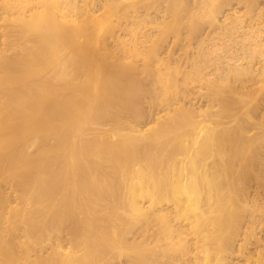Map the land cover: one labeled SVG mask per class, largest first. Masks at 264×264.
Masks as SVG:
<instances>
[{"label": "rangeland", "instance_id": "rangeland-1", "mask_svg": "<svg viewBox=\"0 0 264 264\" xmlns=\"http://www.w3.org/2000/svg\"><path fill=\"white\" fill-rule=\"evenodd\" d=\"M93 1L0 0V50H6L10 62L27 44L19 37L17 17L30 21L44 15L47 22L38 23L61 34H86L83 43L69 47L72 78L56 84L59 90H70L76 120L72 129L83 128L78 141L85 150L71 153L75 162L70 158L67 168H60L44 163L63 158L55 147L48 151L51 130L31 131L38 139L35 147L18 137L21 145L14 146L28 148L29 160H37V180L30 189L33 173L21 175L27 181L22 189L28 188L26 199L21 198L17 175L2 176L0 169V264H116L112 221L123 168L133 163L135 173L143 175L149 157L160 151L171 165L185 160L194 173L215 160L219 166L212 169L213 176L222 183L233 180L251 193L250 201H244L250 207L244 213L253 217L247 229L249 247L231 264H260L255 261L264 255V114L259 111L264 106V0H146L143 6L116 8H97ZM233 7L236 11L225 19ZM88 10L96 11L95 16ZM108 28L116 33L107 47ZM211 102L220 125L195 144L190 139L186 147L198 112ZM70 126L53 133L67 141ZM214 131L219 145L222 138L240 141L209 154L205 146ZM124 135L132 139L129 147L150 150L151 155L139 161L125 156ZM110 154L116 165L96 171L101 157ZM196 178L202 181L204 175ZM100 248L105 251L98 252Z\"/></svg>", "mask_w": 264, "mask_h": 264}, {"label": "bare ground", "instance_id": "bare-ground-1", "mask_svg": "<svg viewBox=\"0 0 264 264\" xmlns=\"http://www.w3.org/2000/svg\"><path fill=\"white\" fill-rule=\"evenodd\" d=\"M3 1L4 4L7 3V0ZM145 1L93 2L97 8H116L118 5L143 6ZM70 4L71 2L67 6ZM10 7L20 6L11 4ZM236 9L231 8V12L224 15L225 19ZM87 12L92 17L96 11ZM61 15L66 18L68 16L64 11ZM17 18L19 37H25L27 44L16 50L18 52L11 62L7 60L6 50H3V47L0 50V169L2 176L9 172L17 175L14 181L20 187V197L26 199L28 188L22 187L27 185V181L21 175L33 173L31 189L37 180L34 174L37 160H29L28 148L18 149L14 146L20 144L18 137L27 140L29 146L35 147L38 139H33L34 133L40 129L51 130L53 136L47 142L52 145L48 151L55 147L63 158H48L44 163L60 168H67V164L71 163L70 158L72 163L75 162L74 156H70L71 153L74 155V151L85 150V146L81 147L78 141L83 134V128L78 126L72 129L71 123L76 120L70 112V90H59L56 84L60 81L68 83L72 78L69 47L73 43H83L86 34L78 37H70L66 31L61 34L57 28L53 30L47 23H38L40 19L47 22L44 15L34 17L30 21ZM115 33L111 28L105 30L104 43L107 47ZM49 48L51 50L43 53ZM61 49L64 53L57 55ZM45 59L48 60L44 61ZM48 63H51V66ZM44 64L49 67L38 71L37 68L43 69L41 65ZM85 66L88 67V64ZM81 67L82 64L79 68ZM213 107H216V104L211 102L198 112L200 118L197 114L193 134L187 135L186 147L190 146V139H193L195 144L199 141V136L220 125L218 114L214 113ZM263 110L262 105L259 111L264 114ZM69 126L70 135L67 141L58 136L59 133H53L66 130ZM131 129L140 130L133 128V125ZM216 133L214 131V134L209 135V143L205 146L209 154L223 147L232 149L233 145L240 141V137H235L231 142L222 138L219 145L220 137ZM110 137L116 138V130ZM57 138L60 139L59 142L56 141ZM123 138L122 149L127 153L125 156L130 155L135 161H139L151 155L150 150L136 151L129 147L132 139L127 135ZM52 139L55 142L51 141ZM101 146L98 145V148ZM49 160L51 162H48ZM220 162L224 163L222 158ZM112 165H116V158L112 154L104 159L101 157L96 171L101 172ZM131 166L123 168L125 178L119 183L117 192L120 197L116 194V221H112V228L116 231V264H231L232 260L238 258L239 253H246L250 242L247 229L253 217L248 218L244 213V210L250 209L244 201H250L251 193L243 185L233 184V180L228 179L226 183H222L217 175L213 176L212 169L219 166L215 160L206 161L204 166L194 173L188 171L185 160L177 159L175 164L171 165L170 158L160 151L149 157L145 174L135 173V165L131 163ZM195 169L194 165L190 170ZM198 174L204 175L202 181L196 178ZM10 197L13 196L8 191L6 199ZM30 202L25 201V204ZM35 204L34 201L31 207ZM257 241L259 243V239ZM103 251L105 250L100 248L98 252ZM124 255H127L125 259ZM251 256L249 254L246 260ZM263 256L259 255L260 258L255 263L264 264V261H261Z\"/></svg>", "mask_w": 264, "mask_h": 264}]
</instances>
